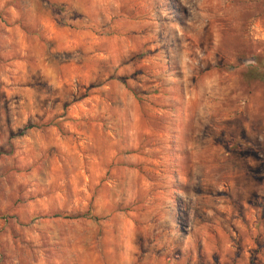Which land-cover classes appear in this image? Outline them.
Returning <instances> with one entry per match:
<instances>
[{
	"label": "rangeland",
	"instance_id": "rangeland-1",
	"mask_svg": "<svg viewBox=\"0 0 264 264\" xmlns=\"http://www.w3.org/2000/svg\"><path fill=\"white\" fill-rule=\"evenodd\" d=\"M254 56L264 0H0V264H264Z\"/></svg>",
	"mask_w": 264,
	"mask_h": 264
},
{
	"label": "trees",
	"instance_id": "trees-1",
	"mask_svg": "<svg viewBox=\"0 0 264 264\" xmlns=\"http://www.w3.org/2000/svg\"><path fill=\"white\" fill-rule=\"evenodd\" d=\"M252 59L251 64H248L245 71L240 73L241 83L247 89H250L251 84L256 81L264 83V58L254 56ZM28 127L26 126L24 129Z\"/></svg>",
	"mask_w": 264,
	"mask_h": 264
}]
</instances>
